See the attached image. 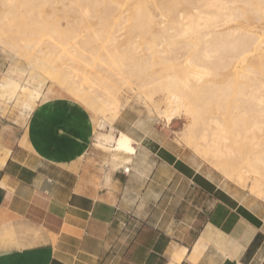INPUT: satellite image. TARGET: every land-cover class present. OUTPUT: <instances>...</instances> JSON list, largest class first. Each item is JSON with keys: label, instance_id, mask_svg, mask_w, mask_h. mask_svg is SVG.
Returning <instances> with one entry per match:
<instances>
[{"label": "rangeland", "instance_id": "1", "mask_svg": "<svg viewBox=\"0 0 264 264\" xmlns=\"http://www.w3.org/2000/svg\"><path fill=\"white\" fill-rule=\"evenodd\" d=\"M195 1L196 0H149L141 3L140 1L134 0L124 3V7L122 8H117L112 0H0V26L3 24V22H1L2 19L5 18V20H2L5 22L8 20L6 22L7 24L4 22L5 25L2 26L4 30H2L7 32V25L9 26L11 24L9 35H13H8L9 37L5 36V34L1 33L2 30H0V35L2 34L1 38L7 37L8 41L11 38H14L15 41L16 39L20 40L23 38L21 40L24 41V37H26L25 40H29L28 42L31 40L34 41L36 37L39 38L41 36V30L38 29L35 31L36 27L33 26L34 23H32V21L40 18H38V16H40L38 13L39 11L42 12L44 3L47 12L43 13L42 16L48 21V30L46 29V32L44 29V33L42 29V34H47L45 35L46 37L43 35L42 37H48L65 43L68 39L70 40L72 38L73 42H76L71 46L72 52L76 53L77 51V53H79L78 55L81 58H79L80 61H78L80 63H78L81 66L83 64L87 65V70L91 72L88 75L92 78L94 77L97 83L95 84V91L83 95L87 105L82 103L74 94L72 96L85 106L91 115L96 114L98 117V127L96 130L98 139L109 142L112 144L111 146H113L114 139L118 135L119 130L127 131V133L135 139V148L138 147L136 153L137 155H141L139 159L145 161L138 162V158H133L134 163L132 167L129 165L132 170H130L127 175L131 176L129 185L133 187L144 186L151 189L157 188L156 191L158 192H160L162 188H165L160 202L166 205L164 214H170L173 222H177L181 219L189 220L194 217L202 198L201 193L198 192L200 187L197 185L198 183H196L193 178L188 177L183 171L175 168L171 162L166 159L165 156L167 153H173L179 162L190 168V170L197 175H203L211 179L231 193L239 196L241 195L249 202L255 200L260 201L261 199L258 197H264V189H262V186H259L261 189L256 187L259 193L253 190L255 187H253V189L249 188L252 185L250 179H246L245 184L242 182V185L236 181V175L240 172L238 170H241V168L245 170L243 167L246 165V162H248L247 160L251 158V155L248 154V156L245 155L243 158L239 157V159H237L238 157L234 159L228 157L229 160L224 154L227 158L226 160L223 155H219L218 153H215L217 154L215 156V154H213L214 148H212L219 142L224 145L225 149L226 147L228 148L226 150L233 149L232 151L236 152L238 155V153H240L239 148H241L239 146V140H241L244 146H248L250 142H255L258 147L264 149V125L258 130L253 129L246 133H242V130L238 132V129L242 127L240 123L234 122L238 114L234 113V99L230 98L219 101L220 112L214 115L218 122L216 123L214 120H211L212 122L209 124L208 120L210 118H208V115L212 112L210 109L211 104L205 101L204 96V94L211 93L208 92V90L233 82L235 78H238L240 83L242 76L247 74L248 71L251 72L250 75L254 76L257 81L258 77L264 76V29L262 30V36L258 39L256 37L257 33L261 32L259 27L264 26V0H238L235 5L230 1L227 3L226 0H223L225 2L223 3V1L220 0L219 3H222L223 6L227 5L230 6V8L233 6L239 8L240 16L234 21L223 23L224 21L222 22L219 20L220 18L216 19L217 22H214L215 18L213 17H211L212 19H205L204 12L201 18L195 20L193 30H189V33L186 34L179 33L178 25L175 24L177 15L181 16L182 23H188L190 21L189 15L193 14V16H195L197 14L191 7ZM199 3L203 5V2L199 1ZM141 4L146 6L141 9L139 7ZM205 8L206 6L203 5V9ZM224 11H226V9ZM142 14L145 16L143 20L141 19ZM196 22H199L200 26H197ZM148 23L152 27L150 26V28L147 26L143 28V24ZM4 26L6 28H4ZM190 31L192 35L198 34L197 41L193 45H186L187 39L191 37V35L188 36ZM205 33H209L206 39L215 37L216 41L228 33L231 34V39L240 35L244 38L245 43L243 42V46L247 45L248 48H250V46H255V49L251 51L252 53L249 59L241 61L240 58H237L223 71L214 74L210 72L205 73L203 67L209 65L208 60L211 59L212 56L219 55V53L222 52L218 50L215 53L208 52L209 56L205 55L207 52L202 50V48L204 46H209L204 40ZM28 35L31 37H27ZM3 38L2 41H7ZM74 38H76V41ZM254 39H257V41L256 44L253 45L251 43ZM11 40L9 42L14 43L13 40ZM8 41L4 42L5 46L4 44L0 45L2 46L0 47V82L6 74H12L18 71L22 81L25 80L24 83L28 81L31 75L39 73L40 76H38L36 80L42 81V89L50 86L59 87L58 84L47 78L44 65H42L43 70L42 67L41 70H37L40 65L32 69L29 62H27L36 61V59L45 62L44 60L48 58L45 56H48V54L44 53V51L39 53L36 46H31L33 41L28 45V49H26L27 45H25V47L22 45L18 48L17 44L12 45V43H10L8 48V46H6L9 43ZM28 42H26V44H28ZM69 43H71V41ZM11 46L17 51L16 55L13 54ZM181 46H191V51L186 52L180 48ZM29 47H33L32 49L35 48L36 51ZM74 47H77V49L75 50ZM228 48V46H225V49H221L228 50ZM170 51L175 52V58L179 60L175 62V59L169 66H162L161 62L171 56ZM181 51L183 53H180ZM168 53L170 55H168ZM187 53L189 56H187ZM181 54L182 56L184 54L186 57H182ZM33 55L38 57H35V59ZM220 56L223 57V54H220ZM31 57L33 59H31ZM186 58L189 59L186 60ZM145 61H148L151 65L147 64ZM151 61H153V65ZM189 63L191 64L189 65ZM194 64L198 67H194ZM65 65L61 66L59 70L61 75L67 71ZM74 65L76 66V63H74ZM80 65L78 66L80 67ZM140 65L142 66L140 67ZM188 65L191 69L194 68L197 70L198 72H196L198 74L195 75V79L193 78L194 80L192 79L194 81L192 83L193 85H180L181 90L177 91V93L182 98L181 103H183L178 106L179 108H176L178 112L175 114L177 116L174 115V113L170 114L168 117L170 119L168 120L166 113L168 114L170 113L169 111H171V107L168 109V101H170L168 97L171 93L165 90L166 84L163 80L164 76L167 74H170L172 77L183 76L184 72H187ZM137 68H145L147 79L153 81L150 82L149 85L143 86L144 88L142 87L144 90H142L143 93L149 96L148 98L145 97L144 104L136 101L137 99H135L136 97L134 98L132 93L126 91V89H120L119 87L122 84L120 80L126 81L125 79L127 77H131V79L134 77L132 81L137 80L135 76L140 75V72L138 74L136 71ZM18 69H21L20 72ZM93 70L96 73L93 72ZM122 70L125 71L123 72ZM120 72H123V75ZM135 72L138 75H136ZM201 72H204V74ZM61 75L59 77L61 80L58 82L59 85L65 89L66 87L63 82H65L64 80L66 79ZM197 75L201 79L197 80ZM154 78H156V80ZM140 79L141 78H139L138 81ZM29 80L31 81V79ZM138 81H134V83H138ZM140 82L141 81H139V83ZM191 86H197V91H191ZM104 96L117 101V103L127 104L126 107L118 113V116L113 118L114 120L111 121L112 125L109 124L108 121L100 120V115L103 111L102 102ZM6 98L8 97L0 99V113L4 118L15 120L21 124L24 123L27 115L22 112L25 110L21 109L20 101H18L19 99H11L10 101V98ZM165 106L167 107V112H165V114L161 112L158 113V110H164L166 108ZM105 114L108 117H113V114L110 115V113L106 112ZM172 115L173 117L171 118ZM230 120H232V122H230ZM204 129L205 134L208 135L207 140L210 146L207 144L205 145L204 142L206 141L200 138V136H202L200 133H204ZM197 131H200V133ZM194 132L196 134L199 133V136ZM218 136L220 138L219 140ZM224 138H226L227 141L226 139L224 141ZM198 139H200V141H196ZM220 144L219 146H221ZM207 147H211L213 150ZM207 155L210 156L208 157ZM158 157L164 160H160ZM240 159L241 161H239ZM231 175L235 178L232 179L233 177ZM155 196L156 195H153L152 198H155ZM136 197L137 196L132 195L131 199L134 200ZM261 201L264 202L263 200Z\"/></svg>", "mask_w": 264, "mask_h": 264}, {"label": "crops", "instance_id": "2", "mask_svg": "<svg viewBox=\"0 0 264 264\" xmlns=\"http://www.w3.org/2000/svg\"><path fill=\"white\" fill-rule=\"evenodd\" d=\"M58 86L42 89L22 124L0 113V264H264V202L167 153L202 198L173 222L165 188L133 187L122 172L140 156L135 142V156L114 155L96 114Z\"/></svg>", "mask_w": 264, "mask_h": 264}, {"label": "bare ground", "instance_id": "3", "mask_svg": "<svg viewBox=\"0 0 264 264\" xmlns=\"http://www.w3.org/2000/svg\"><path fill=\"white\" fill-rule=\"evenodd\" d=\"M112 1H113V3H115L117 8H122V7H124V3L129 2V1H134V0H112ZM137 1H140L141 3H143L144 1H149V0H137ZM199 1L203 2V5L206 6L205 9H203V5H201L199 3ZM219 1L220 0H196L195 2H193V5L191 7L193 8L192 10H194V12L197 13L196 14L197 16L196 15L193 16V14H190L189 15L190 21L188 23L184 24V23L181 22V20H182L181 16L177 15V19L175 21V24L178 25L179 33L186 34V33H189V30H193L194 29L195 20L201 18L202 17V13H204V12H205V17H206L205 19H207V18L212 19L211 17H213V18H215L214 22H217L216 19L220 18L219 20H221L222 22L224 21L223 23H225V22L227 23V22L236 20L238 18V16H240L239 8H236L234 6L232 8H230V6H227V5L223 6L222 3H219ZM228 1H230L232 4L235 5V3L238 0H226L227 3H228ZM204 2H206V3H204ZM223 3H225V2L223 1ZM144 6H146V5H142L141 4L139 7L141 9H143ZM45 7H46V5H44V3H43L42 12L39 11V13H38L40 15V16H38V18L39 17L40 18L37 19V20L32 21V23H34L33 26L36 27L35 31H37L38 29L41 30V36H40V34L38 32L40 37L39 38L36 37V39L34 41L31 40L30 42L33 41L31 46H36V49H37V51H39V53L44 51V53L48 54V56H45V57H48V58L46 60H44L46 62L45 63L42 60L41 61L39 59L37 60L36 58L38 56L36 57V56L33 55V58L36 57L35 58L36 61L33 60V61H27V62H29V64H30L32 69L34 67H38L40 65V67H38L37 70H39V69L41 70V67H42V70H43V66L42 65H44L45 66V72H46L45 75L47 76V78L49 80H51L52 82H54L56 84H59L58 81L61 80V78H59L60 75H61L60 72H59V70L61 69V66L65 65L66 63L67 64L71 63L69 65H67V64L65 65V67L67 68V69L66 68L65 69L67 71H65V73L62 74L63 77L66 79V80H64L66 83L63 82L65 84V87H66L65 90L69 94H72V95L74 94L82 103L87 105L86 100L84 99L83 95H85V94H87L89 92L91 93V92L96 90L95 84L97 83V80L94 77L92 78V77H90L88 75L91 72L89 70H87V65L86 64H83L82 65L83 67L79 64L80 63L79 62L80 61L79 58H81V57L78 55L79 53H77V51H76L77 54L72 52V49H71L72 47L71 46H72V44H74L76 42H73L71 37H69L71 39L70 40L68 39V41H67L68 43L67 42L65 43V42L56 41V40H53V39L48 38V37L45 38L46 37L45 35H47V34L43 35L45 33L44 31L46 29L48 30V28H47L48 27L47 26L48 21H47V19H45L44 16H42L43 13L47 12V9ZM225 9H226V11H224ZM85 13H86V11H85ZM207 15H208V17H207ZM141 19L142 20L145 19V16L143 14L141 15ZM2 20H5V18L2 19ZM2 20H1V22H3V24H2V26H3V25H5L4 24L5 21H2ZM7 21L8 20H6V22ZM9 22H8V24H9ZM28 22H30V21H28ZM196 24H197V26H200L199 22H196ZM10 25L9 26L7 25V27H8V30H6L7 32H4L3 31L4 29L2 28V26H0V30L3 29L1 31V33L5 34V36L9 35V29H11ZM147 26L150 27L151 25H149V23L148 24H143V28H145ZM26 27H28V26H26ZM4 28H6V27L4 26ZM42 29H43V32H44L43 34H42ZM263 29H264V26H260L259 27V30L261 32L257 33V35H256L257 39L260 36H262V30ZM47 30H46V32H47ZM35 33H37V32H35ZM1 35H0V45L4 44V46H5L4 42H7L8 38L7 37H5V38L2 37L3 39L7 40V41H2ZM42 35L45 36V37H42ZM189 35H191V37H189V39H187L185 44L186 45L187 44H191V45L195 44L196 41H197L198 34L192 35L191 31H190V34H188V36ZM11 36H13V35H11ZM204 36H205V39H204L205 42L209 45V46H204L202 48V50L207 52V54L204 52L205 55H208V52L215 53L218 50L222 51L221 53H219V55H214V56H212L211 59L208 60L209 65H205L203 67L205 69L204 70L205 73L210 72V73L214 74V73H217L219 71H223V70L227 69L229 64L233 60H235L237 58H240L241 61L249 59L250 56H251V53H252L251 51H253L255 49V46H250V48H248L247 45L243 46L244 38L242 36H240V35H237L233 39H231V34L228 33V34L224 35L221 39H219L217 41H216L215 37H211V39H206V38H208L209 33H205ZM27 37H31V36L28 35ZM72 37H74V36H72ZM17 38H19V37H17ZM24 38L26 39V37H24ZM21 39H23V38H21ZM21 39L20 40L16 39V41H15V39L13 38L12 40H13V42L15 44L12 43V42H9L10 41L9 40L8 41L9 43L6 46H8V48H9L10 43H12V45H16L17 44L18 48L21 47L22 45H24V47H25V45H27L26 49H28V45L30 44V42H28L29 40L27 41V40L24 39V41H23ZM74 39L76 41V38H74ZM257 39L256 40L254 39L251 44H253V45L256 44ZM17 41H18V43H17ZM70 41H71V43H69ZM26 42H28V44H26ZM43 45H45V46H43ZM225 46L229 47L228 50H223V49H225ZM0 47H2V46H0ZM42 47H46V48H42ZM29 48H31V47H29ZM180 48L182 50H185L186 52H190L191 51V46H181ZM221 48H223V49H221ZM34 49H32V50H34ZM36 49H35V51H36ZM74 49L76 50L77 47L76 48L74 47ZM129 49H130V47H129ZM11 50H12L14 55L17 54V51L14 50V47H12ZM170 52H171V56L167 57L165 61L161 62L162 66H164V65H168L169 66L170 63L176 59L175 58V56H176L175 52H172V51H170ZM129 53H130V51H129ZM134 53H135V51H134ZM169 53H168V55H170ZM180 53H183V52L181 51ZM220 54L221 55L223 54V57H221ZM31 56H32V54H31ZM181 56H182V54H181ZM181 56H180V58H181ZM184 56L185 55L183 54L182 57H184ZM187 56H189L188 53H187ZM33 58L31 57V59H33ZM188 59L186 58V60H188ZM178 60L176 59L175 62H177ZM121 61H123V60H121ZM145 62L147 64L151 65V63H149L148 61H145ZM151 62H152V65H153V61H151ZM74 63H76V66L74 65ZM154 64H155V62H154ZM190 64L191 63H189V65ZM78 65H80V67ZM130 65H132V64H130ZM189 65H188V68H190V69L187 68V72L185 71L183 76H180V77H174L173 76L172 77L170 74H167V75L164 76L163 80H164V83L166 84L165 90L166 91H170V93H171L170 96L168 97V99L170 100V101H168L169 102L168 103V105H169L168 109H170V107H171V111H169L170 113H168V114L166 113L167 116L164 115L167 118L170 116V114L174 113V115H176L175 113L178 112L176 108H179L178 106L183 103V102L181 103V99L182 98L177 93V91L181 90V86L180 85L184 86V84H185V86H186V84L187 85L188 84H192L194 82L193 80L195 79L194 78L195 75L198 74L197 73L198 71L195 70L194 68L191 69V67H189ZM110 66H111V63H110ZM141 66L142 65H140V67ZM195 66H196V68L198 67L197 65L194 64V67ZM148 68H146V69H148ZM144 69L145 68H143V69L142 68L141 69L137 68L136 71L138 72V74L140 72V75H138L135 72V74L138 75V76H135V79H137V80H133L132 81V79L134 77H132V79H131V77L130 78H128V77L126 78L125 77L126 79L125 78L124 79L126 81L120 80L122 82V84L119 86L120 89H126V91L132 93L134 98L136 97L135 98V99H137L136 101L141 102L142 104H144V102H145V97L146 98L149 97V96H146L147 94L145 95L143 93L144 90L142 89V87L143 86L145 87V85H147V84L149 85L150 82H153L150 79H149L150 81L147 79V72H145ZM142 70H144V71H142ZM122 71L124 72L125 70H122ZM133 71H134V69H133ZM93 72H95V71L93 70ZM123 72H120V73H122V75H123ZM126 73H127V71H126ZM129 73H131V72H129ZM201 73L204 74V72H201ZM135 74H133V75H135ZM250 74H251L250 71H248L247 74H244L242 76V80L240 81V83H239V79L235 78V80L233 82L226 83V84H224L222 86L214 87V89L208 90V92H211V93L204 94L205 101L207 103L211 104L210 105L211 106L210 109H211L212 112L210 113V115L207 114L209 116L208 118H210L208 120L209 124H210V122H212L211 120H214L216 123L218 122L216 120V116H214V115H216V113L220 112L219 111V101L220 100H224L225 98H227V99L230 98V99H234V113L238 114L236 116L237 118H236V120H234V122L240 123V125L242 127V128L238 129V132H241V130H242V133H246L247 131L249 132V131H252L253 129H257L258 130L264 125V76L258 77V81H257L254 78V76H251ZM38 76H40L39 73H36L35 75H31L29 77V79H31V81L28 79V81L26 83H22L19 80H16L13 76L11 77V76L5 75L3 77V79H2V81L0 82V99L1 98H5V97L10 98V101H11V99H19L18 101H20V106L23 107V110L26 109V111H30L32 109V107L34 106V104L36 103V100L38 99V97L42 93L41 91H42L43 84L41 83L42 82L41 80H39V81L36 80V78ZM138 77L141 78L139 80V81H141L140 83L138 81V79H139ZM156 78H154V79L156 80ZM161 78H162V76H161ZM142 79H143V81H142ZM199 79H201V78H199V76H198L197 80H199ZM42 80H45V79H42ZM129 81L133 82V83H130ZM134 81H136V82L138 81V83H134ZM191 91H193V92L197 91V86H191ZM8 98H6V99H8ZM228 101H230V100H228ZM126 105H127L126 103H117V101L112 100V99L104 96L103 97V102H102V110L103 111H102V113L100 115V120L108 121L109 124L112 125L111 121L114 120L113 118L117 117L118 113L121 112L126 107ZM144 106H146V105H144ZM146 107H150V106H146ZM181 107H182V105H181ZM165 109L164 110H158V113L161 112V113L165 114V112H167V107ZM210 109H208V110H210ZM179 111H180V109H179ZM105 112L106 113H110V115L113 114L112 115L113 117L111 118V117L106 116ZM149 112H152V111H149ZM172 117H173V115L171 116V118ZM169 119L170 118H168V120ZM230 122H232V120H230ZM97 127H98V124H97ZM193 131H194V128H193ZM197 132L200 133V131H197ZM199 133H197L198 135L196 133L195 134L197 136H199ZM200 134L202 135V136H200V138H202L203 140L206 141V142H204V144L205 145L207 144V145L210 146V143L207 140V136L208 135L205 134V129H204V133L202 132ZM219 139L220 138L218 136V140ZM225 139L226 138H224L223 140L225 141ZM203 140H201V141H203ZM250 140L253 141L252 139H250ZM196 141H200V139H198ZM226 141H227V139H226ZM134 142H135V139L129 133H127V131L119 130L118 131V135L115 137L114 143H113V146H112L113 154L114 155L127 156V157L129 155H134L135 156V148H134V145H133ZM235 142H233V143H235ZM219 144L220 143L218 142V144L213 146V147L211 145V147L214 148L213 154L218 153L219 155H223V156L225 154L227 156V158L229 157L230 159H234V158H237V157H238L237 159H239V157L243 158L245 155H247V156H248V154L251 155L250 156L251 158L248 157L249 160H247L248 162H246L247 166L245 165L246 167L245 166L243 167V168H245V170L242 169V168H241V170L240 169L238 170L240 172H238V174L236 175L237 176L236 177V181H238L240 184L242 182L245 184L246 179H250L252 181L251 182L252 185L249 187L250 189L251 188L253 189V187H255V189H253V190L257 191L258 189H256V187H259V186L260 187L262 186L263 187L262 189H264V149H261L260 147H258V145L255 142L254 143L250 142L248 144V146H244L242 141L239 140V144H240L239 146L241 148H239L240 153H238V155H237L236 152L232 151L233 149L226 150V149H228L227 147L225 149L224 145L220 144L221 146H219ZM200 147H202V146H200ZM211 147L210 148L207 147V148H209L210 150H213V149H211ZM221 148H223L225 151L223 149H221ZM216 155L217 154H215V156ZM136 156H137V154H136ZM140 156H139V158H140ZM223 156H220V157L224 158L225 156L224 157ZM139 158H138L139 161L143 160V159H139ZM227 158L225 157L226 160H227ZM207 160H208V158H207ZM239 161H241V159ZM232 177H233L232 179L235 178L234 176H232ZM244 184H243V186H244ZM257 193H259V191H257ZM260 194H258V195H260ZM255 195H256V193H255ZM258 198L264 201V197H258Z\"/></svg>", "mask_w": 264, "mask_h": 264}, {"label": "built area", "instance_id": "4", "mask_svg": "<svg viewBox=\"0 0 264 264\" xmlns=\"http://www.w3.org/2000/svg\"><path fill=\"white\" fill-rule=\"evenodd\" d=\"M130 170H131L130 166H126V167H123V168H122V172H123L124 174H128V173L130 172Z\"/></svg>", "mask_w": 264, "mask_h": 264}]
</instances>
